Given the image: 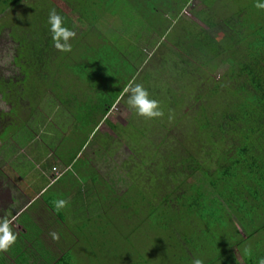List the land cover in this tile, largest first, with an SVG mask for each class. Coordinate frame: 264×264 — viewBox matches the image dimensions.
<instances>
[{"label": "trees", "instance_id": "1", "mask_svg": "<svg viewBox=\"0 0 264 264\" xmlns=\"http://www.w3.org/2000/svg\"><path fill=\"white\" fill-rule=\"evenodd\" d=\"M60 1L63 3L36 0L25 6L24 0H0V21L3 20L0 31L10 25V36L19 44L14 64L20 75L0 79V92L10 104L8 113L0 111V120L8 114L16 119L10 121V127L17 129L36 115L33 122L43 131L48 121L44 117L38 119V115H42L38 107L52 108L55 115L48 116L55 119L58 127L62 125L69 134L77 131L82 137L77 147L70 146L68 150L64 138H60L56 147L64 145L66 150L54 148L58 159L72 167L68 173L72 174L71 182L79 194L85 190L84 197L87 198L88 193L94 191L102 198L106 192L108 211L120 208V199L129 198L128 206L123 208L130 209L127 218L138 217V225L159 231L172 247H181L191 256L212 250L213 257L203 264H257L258 258L264 256V238H255L264 231V21L261 19L264 11L258 9L257 16L255 13V18L249 20L244 17L248 15L249 7L244 6L233 15L234 8L230 5L231 10L213 12L214 19L209 20L214 0H203L192 15L209 29L222 24L227 26L229 33L232 32L229 34L232 47H237L213 51L212 58L216 62L208 66L204 50L215 40L209 29L192 24L186 18L187 25L179 37L168 39L170 29L178 21L171 22L168 28L164 23V19L173 16L171 13H174L173 20L185 18L182 12L192 0H166L170 7L169 11L160 13L164 23L161 29L153 27L159 10L149 4L151 0H146L150 9L144 10L142 0H124L125 6H119L118 0ZM257 2L251 5L253 10L257 9ZM126 6L134 7L145 17L136 37L142 40L151 28H156L155 46H160L166 38L178 51L169 55L167 49H162L172 57V66L169 72L152 78L155 88L151 97L159 101L164 113L162 120L151 119L152 129H140L135 123L134 127L132 122L121 126L109 119L111 110L125 96V88L137 74L132 62L139 61L141 56H135L136 60L134 57L132 62L126 59L124 56L128 54L118 48H123L124 38L121 36L114 42L102 35L97 22L102 21L103 12L110 17L111 13L119 14L117 8ZM51 9L63 17L66 27L76 32L70 41V52H60L53 47L47 24ZM211 44L210 49H213ZM130 49L137 53L133 47ZM164 63L163 59L160 65ZM223 65L227 71L219 80L200 77L204 67L216 69ZM184 72L186 79L180 74ZM170 81L178 84L176 91L170 90ZM164 83L168 84L167 88L160 85ZM186 104L188 109L172 127L187 119V113L191 119L183 144L174 146L165 138L162 130L167 132L170 128L162 122L167 115L173 118ZM102 123L116 132V142L128 139L141 150H137L142 156L138 173L143 178L137 175L121 197L113 195L112 184L101 179L85 155L93 148L97 160H104L101 156L116 146L109 135L98 132ZM50 127L59 137V128ZM153 136L159 137L158 144L153 143ZM142 140L147 146H141ZM107 145L112 148L107 150ZM147 163L150 165L145 169ZM197 174L211 190L206 191L194 180ZM82 206L87 212L88 206L84 203ZM253 238L254 242L249 245ZM246 248L250 250L249 254H245ZM56 264H71L69 254H63Z\"/></svg>", "mask_w": 264, "mask_h": 264}, {"label": "rangeland", "instance_id": "2", "mask_svg": "<svg viewBox=\"0 0 264 264\" xmlns=\"http://www.w3.org/2000/svg\"><path fill=\"white\" fill-rule=\"evenodd\" d=\"M56 1L58 3L62 2L60 0ZM231 1L233 2V4L231 3ZM231 1L214 0V4L212 6L213 11H211L212 13H210L209 20L214 19L213 12L216 13V11H222L226 13L231 10L232 7L234 8L233 15L238 13L237 11H240L242 7L247 6L250 9L246 10L248 15L244 17L252 20L253 18H255V13L257 16L258 9L253 10L254 6L251 8V5L258 0ZM31 2L35 3L36 0H24L23 5L26 6ZM141 2L143 3H141L143 6V10L150 9L146 0H142ZM166 2L168 3L169 1L151 0L149 4L153 5L156 9L159 10V16L157 15L154 18L156 24H154L153 27L161 29L163 28V24L167 23L166 27L168 28L171 25V22L176 23L178 21L170 29L169 32L171 34V37H168V39L179 37V34L182 33V30L187 25L186 18L192 24L196 23L198 24V26H202L207 30L209 29L204 23H202L192 15V11L196 10L198 7L200 8V5L203 4V0H192L182 12L185 18L173 20L172 18L174 17V13H171L170 15L173 16L168 17L169 21L164 19L163 23L160 13H165V11H167L170 7ZM118 5L125 6L126 4L124 0H118ZM230 5H232V7H230ZM22 8H24V6H22ZM117 9L119 14L113 15L110 12V17H106V13L103 12V19L102 21L101 19H99V21L97 22V27L100 29L102 35H107L108 37L113 39L114 42L121 36L122 38H124V41L121 42L123 48L121 46H119L118 48L123 51V53L128 54V56L124 57L129 61L132 62L135 56H141L139 61L132 62V65L138 71L133 79H131V82L129 77L128 81L130 82V84H142L149 91L150 95H152V91L155 88V84L152 78H154L155 75H159L160 73L165 74L169 72L170 67L172 66V57L167 56V53L162 49H167L170 53L169 55L173 54L171 52L177 53L178 51L175 49L173 44L166 40V38L162 40L160 46H155L158 37L155 34L156 28H151V30L147 32V35L145 34L143 39L140 40L138 37H136L135 34L141 31V24L145 21V17L140 16L139 12L134 7L126 6L124 9L122 7ZM125 9L129 10L130 12L126 14L124 11L123 13V10ZM21 10L22 9H20L19 11ZM19 11L17 12L18 16ZM260 11H264V9H260ZM4 18V20H6V17ZM216 19L218 20L219 18L217 17ZM261 19L262 21H264V17H261ZM129 20H131L132 22H130ZM219 21L223 20L220 19ZM2 22L3 20L0 21V23ZM194 30L196 31V28ZM209 31H211V33L214 35L213 37L215 40L212 44L210 43L211 46H213V49H210V44L209 48H205L204 51L207 54L204 59L206 62L205 64H207L208 66H213V64L216 62L213 61L212 58L213 51L223 52L224 50L235 49L237 47H232L234 44L231 41V35H229L232 34V32L229 33L227 26L225 27L223 24L222 26L217 25L216 27L209 29ZM10 32V25L5 26L0 31V79L6 80L20 76L18 68L14 64V57L18 53L17 51L19 49V44L16 43L15 40H13V38L10 36ZM91 36L95 35L91 34ZM131 47H133L134 50L137 51V53L132 51L130 49ZM76 52L77 54H79V51ZM163 59L165 63L163 65H160L163 63ZM226 71V65L219 66V68L216 69L204 67L202 70V76L200 75V77H213L214 80H219L223 76V73H225ZM173 72H176V70L173 69ZM125 73L129 72L125 71ZM180 74L181 76L183 75V79L187 78L186 72H184V74ZM180 74L178 76H180ZM201 82H205V80H201ZM160 85L162 86V88L168 87V84L165 85V83ZM169 85L170 90L176 91V89L179 88L177 87L178 84L174 81H170ZM164 92L166 91L164 90ZM127 95L128 94L125 92V96L119 102H117L114 108L111 110V113L109 115L110 121L121 126H126L132 122L133 125L135 123L140 129H142L143 127L152 129L153 122L151 119L148 120L139 117L133 110H130L128 108L126 103ZM58 106L60 107L59 103ZM188 106L189 105L186 104L185 108L179 109L171 119H169V117L171 116L167 115L168 117H166V119L162 122L166 125V127L170 128L169 130H167V132L164 130L162 131L166 134L165 138L169 140L170 143L174 146H181V144H183L185 139V131L187 130L188 122L191 117L187 113V119H182L181 121H178L174 127L172 126L174 125L175 121L181 116V114L188 109ZM9 109L10 104L3 98V95L0 92V111L3 113H8ZM38 110L39 113H42L41 116L38 115V119L42 120V117H44L45 120L48 121V123H46V125L44 126V128L46 129L43 131L38 130L37 127L39 126L35 125L36 123L33 122V120H36L34 119L36 118V115L34 118H30L28 121H26L27 124L25 126L17 129H13L14 127H10V121H16V119L8 117V114L5 119L0 120V175L7 178L5 180L6 183L9 182L11 176L14 175L15 177H17V175L14 174L16 167L7 165L9 162L8 160L11 159V156L15 154V158H24L26 160V163L31 166V168H29V166L27 167L28 171L34 169L37 174L40 173L42 175H39L38 178H36L37 187H43L42 185H44V182L42 177L46 178L45 180L47 183H53L55 181V171L53 170V166H56V162H58V164L60 165V167L56 166L58 170L63 172L66 171V167L61 162L57 161L58 157L55 154L56 151L54 148L56 147L60 139L56 137V132H54V130L50 126H56L57 130L59 128V138L66 136L63 139V142L65 141L66 145L77 147L80 144L78 140H80V138L82 137L77 131H75V133L72 132V134H69L67 129H62V125H59L60 127H58L55 119L51 116H48V114L51 115L52 113L55 115V112L52 111V108L50 109L49 107L40 106L38 107ZM158 119L162 120L163 118L159 117ZM58 123L62 124V122L60 121ZM153 126L157 127L156 124H154ZM50 129L52 130V132L50 131ZM3 131L5 132V135H3L2 133ZM98 132L104 135H109L112 141H115V138L117 137L116 132L111 130L104 123L101 124ZM147 135H149V133ZM31 139L34 140L29 142ZM151 139L153 140V143L157 144L158 141H160L159 137L157 136H153L151 137ZM142 141L143 143L141 144V146H147L145 145L144 140ZM114 144L116 146L112 148L111 145L112 150L110 152H106V155L101 156V158L105 157L104 160H101L100 158H98L97 160L96 155L93 153V148L88 149L85 155L86 157H88L87 159H90V165H92L93 169H95V171L100 175L101 179H103L104 181L106 180L112 184L115 191L113 195L121 197L122 195H124L125 191L129 189L128 187L132 185L133 181H135L139 176H142L138 173V169L141 167L142 156L140 153H138V151L141 150H139L138 147L134 145V143L128 141V139L123 140V142L120 143L115 141ZM95 145L97 146L100 144L96 143L94 144V146ZM111 148L109 147V145H107V150ZM61 150H64V145H62ZM52 161L53 163L51 164V168H49V170L43 168L42 164H50ZM37 162H40L42 164H38ZM148 165H150V163L145 164V169ZM43 173H45V175H43ZM65 175L66 174H64V176ZM137 175L138 177H136ZM72 178V174L68 173L62 180V182L56 183L55 186H50L48 192L42 198L43 200H45V202H49L54 209V219L56 220V222L53 227L55 228L54 234L56 238H53L51 229L50 227L48 229L46 224H41L40 227L36 226V228L33 229L32 232L29 231V233L27 234L22 233V236L20 233L17 234L12 231L17 236V239L21 238L20 242L22 244L25 245L29 243L32 247H34V245H37L35 246L37 247V250H35V247L28 250H12V245L8 251L0 252V264H56L59 258L65 253L69 254L71 258V264H193L194 259H201L203 262H205L213 257V255L211 254L212 250H205L202 255L199 253H194L191 256V253L189 255L185 250H182L181 247H172V244L169 242L167 237L163 238V235H161L159 231L150 229L145 225H138V217L128 219L127 215L130 209H123L124 206H128L129 201H131L127 197L119 200L118 205L120 206V208H110V210L108 211L106 210V192L102 195L101 198L98 192L96 193L92 191V193H88L89 196L85 201H83V203L88 206L87 212L86 208L82 209V203L73 206L71 199V187L74 186L73 182H71ZM32 179V175L27 174V171L24 170V183L23 185L19 183V187L21 189H24V187H28L29 183L32 182ZM19 180V177H17L15 180L11 178V181ZM194 180L197 181V183L202 184L206 191L212 189L201 178L200 174H197ZM85 188L86 187H84V189ZM136 193L137 192H135V198H137L138 195ZM145 197L147 199L148 195H146ZM59 200H64L66 202L64 207L57 208L56 204ZM38 206L39 205H36L35 208H37ZM0 212H2V209L0 210ZM115 212H117L118 214H116ZM99 213L102 215L98 217L97 215ZM183 228H186V226L184 225ZM239 229L243 237L246 238L247 235L244 233V231L241 228ZM47 231L50 238L49 236H46ZM261 236H263L264 238V231L260 234H257L255 238L257 239L258 237H260L261 239ZM255 238L250 240L249 245L254 242ZM51 248L55 250H51ZM209 249H212V247H210ZM25 251L31 252L30 255L26 258L24 255ZM34 251H36V253ZM236 254L239 261H241L238 252H236ZM189 256L191 257L189 258Z\"/></svg>", "mask_w": 264, "mask_h": 264}, {"label": "crops", "instance_id": "3", "mask_svg": "<svg viewBox=\"0 0 264 264\" xmlns=\"http://www.w3.org/2000/svg\"><path fill=\"white\" fill-rule=\"evenodd\" d=\"M59 137L57 138L60 139ZM61 138H65V136ZM32 140L34 139H31L29 142H31ZM58 144L60 143L58 142ZM61 147L62 146L59 145V147L57 146L56 149L61 150ZM69 149H70V146H68V150ZM64 150L66 149L64 148ZM15 155L11 156L12 158L9 159L8 164L7 163L6 164L9 166L16 167L14 174L17 175V177H19L20 180L11 181V178H13V180L17 178L13 175L10 177L9 182L6 183L5 180L7 178L0 175V210L2 209V212H0V216H1L0 219H5V218L8 219L10 222L9 227L11 231L17 234L20 233L21 236H22V233L27 234L29 233V231L32 232V230L35 229L36 226L40 227L41 224H46L48 229L50 227L51 234L53 235L55 233V228L53 227V225L56 222V220L54 219L55 218L54 209L49 202L47 201L45 202V200H43L42 198L46 195L50 186H55L56 183L62 182L61 180H63L66 177L68 172L71 171L72 167H70V165L68 166L65 165L58 159L57 161L61 162L66 167L65 168L66 171L63 172V171L58 170L56 166L60 167V165L58 164V162H56L55 164L56 166H53V170L55 171L54 172L55 181L53 183H49V182L47 183L45 180L46 178L42 177L44 185H42L43 187L41 186L37 187L36 178H38L39 175L40 176L42 175L40 173L37 174L34 169L28 171L27 167L29 166V168H31V166L26 163V160L24 158H15ZM37 163L42 164L40 162H37ZM52 163L53 161L50 164H42L43 168L49 170V168H51L50 166ZM24 170L27 171V174L32 175L33 179H32V182L29 183L28 187H24V189H21L19 187V183L22 185L24 183L23 182ZM64 174L66 175L64 176ZM43 175H45V173H43ZM71 190H72V194H71L72 205L76 206L81 203L83 204V200L86 199L84 197L85 190L81 191V194H79L77 190L75 191L74 187H71ZM75 197H77L78 201H76ZM37 203H40V204H37ZM36 205H39V206L35 208ZM10 211H11V214H10ZM46 236L47 237L49 236L48 231L46 232ZM20 241H21V238L16 240V243L13 244L12 250H28V249H33L35 246H37V245H34V247H32L29 243L24 245ZM52 249L53 248H51V250ZM35 250H37V247H35ZM34 252L36 253V251ZM30 253H31L30 251L28 252L25 251L24 252L25 258L29 256Z\"/></svg>", "mask_w": 264, "mask_h": 264}, {"label": "clouds", "instance_id": "4", "mask_svg": "<svg viewBox=\"0 0 264 264\" xmlns=\"http://www.w3.org/2000/svg\"><path fill=\"white\" fill-rule=\"evenodd\" d=\"M255 7L264 9V0H258ZM47 24L53 47L60 52H70L72 50L70 41L75 38L76 32L65 26L63 17L55 9L49 11ZM124 91L128 94L126 101L128 108L133 110L137 116L150 120L164 115L159 101L152 98L142 84H130ZM65 203L64 200H59L56 206L62 208ZM9 224L8 219H0V252L8 251L17 240V236L11 231ZM53 238H56L55 234H53ZM249 251L247 248L244 249L245 254H249ZM193 264H203V261L194 259ZM257 264H264V256L258 258Z\"/></svg>", "mask_w": 264, "mask_h": 264}]
</instances>
